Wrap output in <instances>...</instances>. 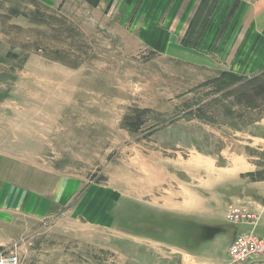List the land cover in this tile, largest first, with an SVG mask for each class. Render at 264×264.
I'll list each match as a JSON object with an SVG mask.
<instances>
[{
    "label": "rangeland",
    "instance_id": "374dc122",
    "mask_svg": "<svg viewBox=\"0 0 264 264\" xmlns=\"http://www.w3.org/2000/svg\"><path fill=\"white\" fill-rule=\"evenodd\" d=\"M153 1L0 0V187L24 214L0 218V255L231 264L238 236L264 238L226 218L264 204V68L223 44L236 3Z\"/></svg>",
    "mask_w": 264,
    "mask_h": 264
},
{
    "label": "crops",
    "instance_id": "0c3cea01",
    "mask_svg": "<svg viewBox=\"0 0 264 264\" xmlns=\"http://www.w3.org/2000/svg\"><path fill=\"white\" fill-rule=\"evenodd\" d=\"M84 5L89 6L93 9H100V10H108L110 9L113 4H135L137 0H93L97 2V5L93 7L90 3L93 1L90 0H80ZM143 1V0H142ZM173 0H154L152 4H156L159 7L154 8V13L162 12L163 9L166 8L167 4L172 3ZM236 3V7L231 15L232 24L229 30L225 34V39L223 44L227 41L228 33H231L230 39V47H231V59L234 60H242L246 63L245 66L252 67V68H264V0H233V3ZM232 6H230V9ZM159 10V11H158ZM230 10V12H231ZM224 31V32H225ZM222 42V41H221ZM254 47V48H253ZM227 51V49H226ZM255 52L250 56L251 64L247 65L248 61V53ZM211 52V50H208ZM238 55V53H240ZM216 55V52L214 53ZM209 57L212 59L213 57ZM233 73L239 75L243 73H239L238 71H233ZM241 76V75H240ZM260 126L264 127V117H262L258 122ZM259 139V138H257ZM264 143V138H260ZM235 161L236 166L243 170H248L249 163L241 159L240 157H235L233 159ZM1 157H0V166H1ZM237 170L238 173L243 172L241 170ZM261 190L264 191V184L260 185ZM22 189H7L0 187V218L2 220H8V217H5V211L9 212V218L13 219L16 215L21 214L24 216L22 211H14L15 208L7 210L9 205L8 201L5 200V197L11 193L12 196L21 195L20 192ZM24 197V196H23ZM15 202V201H13ZM231 205H238V203H234ZM230 206V205H229ZM261 204L255 206L253 210H257L260 208ZM11 208V207H10ZM227 210V209H226ZM11 211V212H10ZM4 213V214H3ZM0 219V220H1ZM262 221L258 224L259 227L262 226L264 229V217L261 219ZM258 227V228H259ZM242 229V227H240ZM263 238V237H262ZM264 239V238H263ZM255 264H264V258L258 261Z\"/></svg>",
    "mask_w": 264,
    "mask_h": 264
},
{
    "label": "built area",
    "instance_id": "2783aa9c",
    "mask_svg": "<svg viewBox=\"0 0 264 264\" xmlns=\"http://www.w3.org/2000/svg\"><path fill=\"white\" fill-rule=\"evenodd\" d=\"M264 217V204L257 210L247 206L230 205L226 210V218L232 223L242 222L243 220L252 221L253 227ZM264 256V239L257 236L254 230L248 231L238 236L228 249V256L231 264L243 262H253ZM0 264H20L19 258L14 255H0Z\"/></svg>",
    "mask_w": 264,
    "mask_h": 264
},
{
    "label": "trees",
    "instance_id": "16d2710c",
    "mask_svg": "<svg viewBox=\"0 0 264 264\" xmlns=\"http://www.w3.org/2000/svg\"><path fill=\"white\" fill-rule=\"evenodd\" d=\"M90 1H93V0H90ZM204 1H205V0H202L200 6H201L202 4L205 3ZM212 3H213V2H212ZM90 4H91L93 7H95V6L97 5V2H96V1H93V2L90 3ZM213 5H214V4H213ZM200 6H199V8H200ZM199 8H198V9H199ZM234 9H235V6L232 8L231 13H233ZM193 20H194V19H193ZM193 20H191L190 24L192 23ZM187 35H188V34H187ZM181 43H182L183 46H187V44H189V43L186 41V38L183 39V40L181 41Z\"/></svg>",
    "mask_w": 264,
    "mask_h": 264
}]
</instances>
